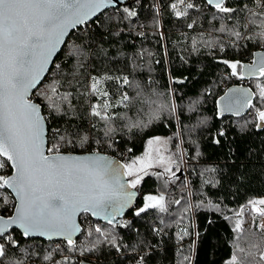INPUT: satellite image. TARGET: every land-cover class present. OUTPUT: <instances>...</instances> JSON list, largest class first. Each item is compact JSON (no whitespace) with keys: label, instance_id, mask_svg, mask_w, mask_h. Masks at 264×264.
<instances>
[{"label":"trees","instance_id":"trees-1","mask_svg":"<svg viewBox=\"0 0 264 264\" xmlns=\"http://www.w3.org/2000/svg\"><path fill=\"white\" fill-rule=\"evenodd\" d=\"M176 2L129 0L81 26L69 36L32 98L43 107L48 147L58 141V137L53 139L54 129L65 141H73L60 142V153L101 152L127 164L145 150L149 139L162 137L169 140L176 163L182 167L185 163V174L174 176L166 186L159 176L146 175L137 188L142 198L134 211L118 222L102 223L82 215L83 233L76 242L79 247L92 249L83 256L79 251H68L64 241L32 239L18 230L10 231L19 242L17 254L24 264H52L41 259L49 252L57 262L69 256L70 264L81 260L91 264H189L186 256L191 264H227L237 245L244 249L243 253L236 252L242 259L251 254L245 264H264L259 259L264 252V229L257 227L262 224L261 217L252 222L256 214L249 204L264 198V131L252 130L250 108L241 116H223L217 109L218 100L229 87L245 85L257 93V84L264 83V77H233L222 62H251L256 51L264 50V40L257 35L262 29L245 28L244 12L235 14L239 24L221 19L223 14L206 0H186L197 7L178 18L171 8ZM243 2L255 10L251 0ZM228 6L240 7L241 0H229ZM124 8L134 10L136 16L129 17ZM221 25L234 28L242 36L218 31ZM72 74L76 79L69 87L67 80ZM93 76L113 78L104 79L99 86L108 97L91 93ZM123 76L132 84L121 86L117 78ZM137 84L143 90L139 96ZM53 86L60 95L53 96ZM69 91L70 104L60 99ZM125 92L132 98L128 107L118 104ZM104 99L114 105L108 110L111 121L91 115L92 105L102 104ZM146 99L154 103L146 104ZM53 103L59 104L60 111L51 107ZM252 103L261 106L258 96ZM160 105H175L176 110L159 109ZM158 110L160 118L148 124ZM137 122L147 126L135 127ZM107 126L115 129L109 136L104 135ZM221 131L224 136L218 135ZM84 135L88 143L81 144ZM5 160L0 157V162ZM11 172L10 162L0 169L3 176ZM147 193H163L166 210L149 208L137 216ZM210 202L218 207H211ZM15 203L7 188H0V215H12ZM241 208L244 212L238 216ZM237 220L244 221L239 233L233 230ZM97 227L105 236L94 231ZM185 230L188 235H184ZM113 236L116 246L108 242ZM98 240L101 243L97 244ZM24 249L39 256L29 259Z\"/></svg>","mask_w":264,"mask_h":264},{"label":"snow or ice","instance_id":"snow-or-ice-1","mask_svg":"<svg viewBox=\"0 0 264 264\" xmlns=\"http://www.w3.org/2000/svg\"><path fill=\"white\" fill-rule=\"evenodd\" d=\"M251 2L255 4V10L243 0L240 7L228 6V0H206L207 5L214 8L217 13L223 14L221 19L236 20L239 24L240 21L235 14L247 13L243 26L260 27L262 30L257 35L264 40V0H251ZM112 3L113 0H0V157L6 158L4 162H0V169H3L9 161L14 169V174L11 176L0 175V188L12 189L16 197V203L13 205L14 213L8 217L0 215V264H24V260L17 254L20 249L19 242L11 234L16 229L21 230L23 237L33 235L63 237L68 251H79L83 256L85 251L92 249L79 247L73 239L80 231L75 220L77 214L83 212L91 213L93 216H103L109 224H112L114 217L123 212L135 195L126 190L125 184L119 179L120 174L112 166V162L105 157L60 154V142L73 143V141H65V137L58 129L53 130V139L56 140L58 137V141L47 148V151L53 155H45L44 117L41 115L40 105L29 99L30 91L39 83L42 73L63 42L68 29L83 24ZM181 5L183 8L180 7ZM195 7L196 4L186 3V0H177L176 3L171 4L173 13L178 18L187 16L188 10ZM124 12L129 17L136 16V12L129 8H124ZM188 27H192V24ZM217 30L228 31L237 38L242 36L241 32L227 28L226 25H221ZM195 43L193 41L194 47ZM79 54L77 52V55ZM222 62L231 69V76L238 79L242 80L246 76L264 77V55L260 56L259 62L254 60L251 65L243 64L238 60ZM56 67L59 68V65ZM74 79L76 76L72 74L67 80L69 87L72 86ZM104 79L113 78L91 77L89 89L93 95L109 96L107 91H102L99 87ZM117 79L120 80L121 86L132 84L127 76ZM135 87L139 96L143 90L139 84ZM256 87L257 93H253L251 89H230L229 93H239V95L233 96L230 103L224 104L220 112L223 114L225 111H235L239 115L241 108L252 109V130L259 132L264 131V83H258ZM50 91L53 96L60 95L55 86L51 87ZM53 96H48L47 99L52 100ZM253 96H258L261 106L258 107L251 102ZM71 98V91L60 96L61 100L69 104ZM131 100L132 98L125 92L121 95L118 104L128 107ZM224 100L225 97H221L218 104ZM144 103L154 102L146 99ZM51 107L57 112L60 111L59 104L53 103ZM112 107L114 105L108 99H104L102 104L92 105L91 115L104 121H111L113 117L108 115V110ZM165 107L172 113L176 110L175 105H160L159 109ZM159 118L158 110L149 118L148 124ZM134 126L146 127L147 124L137 122ZM113 131L115 129L107 126L104 135L109 136ZM218 135L224 136V132L221 131ZM155 142L167 143L161 141L159 137L155 138ZM80 143H88V136L81 137ZM148 143L151 145L153 141L149 140ZM167 162H172L170 157ZM160 163H165L162 157ZM165 171L171 169L165 167ZM128 175L134 173L129 171ZM141 179L142 177L137 176L131 182V187H135ZM4 203H8L7 198ZM249 204L256 214L252 220L255 223L257 216L264 217V208L256 206L264 205V199L249 201ZM210 206L218 207L211 202ZM149 208L165 211L164 196L145 197V204L138 209L136 215L139 216ZM243 212L244 209L241 208L237 215H242ZM243 224V220H237L234 232H241ZM257 227L264 229V223ZM94 231L105 236L104 231L99 227ZM184 235H188L186 230ZM108 242L116 246V237L113 236ZM96 243L99 244L101 241L98 240ZM23 251L29 259L39 256V253L34 251L28 252L27 249ZM236 252L243 253L244 249L237 245L227 264H245L246 257L251 255L248 253L245 259H242ZM41 259L51 261L52 264H70L69 256H64L60 262L53 261L51 252ZM184 259L191 264L190 257L186 256ZM259 259L264 261V252L260 254ZM79 264H84V261L81 260Z\"/></svg>","mask_w":264,"mask_h":264},{"label":"water","instance_id":"water-1","mask_svg":"<svg viewBox=\"0 0 264 264\" xmlns=\"http://www.w3.org/2000/svg\"><path fill=\"white\" fill-rule=\"evenodd\" d=\"M128 1L129 0H113V3L112 4H110L109 6H107L105 8H102L99 12H97L94 16L90 17L83 24H78L74 28H69L68 31H67V34L63 38V42L58 46L56 53L51 57V60H50L49 64L46 66L45 72L42 73L39 83L37 84V86L34 89H32L30 91V93H29V99H31L34 103H37L32 98L34 92L41 86V84L45 81V79L49 75V72L51 71L52 67L54 66V63H55L58 55L60 54V52L62 51V49L66 45V43H67V41L69 39V36L75 30H77L78 28H80L81 26H83L85 24H88V23L94 21L96 18H98L101 14H103L108 9H112V8L116 9V8H119V7L123 6V5H125ZM261 55H264V50L256 51L253 54V57H252L251 62L246 63V65H251L254 60L257 61V62H259V59H260V56ZM230 89H249V88L247 86H245V85H239V86L229 87L225 91V93L221 96V97H225V100L221 104H218V102H217V109H218V112L220 114H221V112H220L221 107H223L224 104L230 103L233 96L239 95V93H229V90ZM226 94H229V95L226 96ZM253 98H254V96L252 97L251 102H252ZM218 101H220V99ZM39 105H40L41 115L44 117V124H45V140H46V143H45V155L51 156V155H53V153H48V151H47L48 144H49V139H48V135H49L48 123H47L46 118L44 116L43 107H42L41 104H39ZM237 107H239V105H237ZM248 109L249 108H247V107L241 108V111H240V114L239 115H237L235 113V111H225L221 115H223V116L224 115H228V116H241V115L247 113L248 112ZM60 154L66 155V156H93V157H95V156H103L108 161H111L112 162V166L115 167L116 170H117V173L120 174L119 175V179L121 180L122 183L125 184L126 190L128 192H131V193H134L135 194L133 196L132 200H131V203L126 208H124V210H123V212L121 214L116 215L114 217L113 222H118L119 220H122L130 212L134 211V209L136 208L139 200L142 198L143 194L137 188L130 187L128 185V183L126 182V179H125V170H126V167L125 166H126V164L123 161H121L120 159H118L116 157H113V156H110V155H107V154L101 153V152H93V153H60ZM3 158L6 159L5 157H3ZM10 166H11V162H10ZM11 169H12V172H11V174L9 176H11V175L14 174V169L12 167H11ZM183 174H184L183 170H180V172L176 175V177H180ZM7 190L14 196L15 201H16L15 192L12 189H10V188H7ZM13 213H14V210H13ZM82 215L90 216L93 220L98 221V222H102V223L103 222H107V220H105L103 218V216H93L91 213H83V212L78 213L77 216L75 217V220H76V223L80 227V231L77 232L74 235V237H73V239L76 240V241H77L78 237L83 233V226H82V223H81V217H82ZM16 230H18L19 232H21V230H19V229H16ZM27 238L43 239V240L52 241V242H60V241L66 242L63 239V237H59V236H52L51 238H49L48 236L33 235V236H30V237H27ZM84 264H91V263L84 262Z\"/></svg>","mask_w":264,"mask_h":264},{"label":"rangeland","instance_id":"rangeland-1","mask_svg":"<svg viewBox=\"0 0 264 264\" xmlns=\"http://www.w3.org/2000/svg\"><path fill=\"white\" fill-rule=\"evenodd\" d=\"M155 138L156 137L149 139L152 140L153 143L150 145L148 143L149 142L148 140L145 150L139 156H136L134 159H132L131 161H129V163L126 164V166H131L130 168L126 167L125 170V179L130 187H131V182L135 180L137 176L142 177L140 183L142 182L143 178L146 175L159 176V178L163 180L164 185L166 186L171 181V179L180 172V170H183L185 174V163L183 167L176 163V157L170 149L169 140L166 138L159 137L161 141H167V143H163V142L156 143ZM161 157L165 160V163L163 164L160 163ZM169 157L171 158L172 161L171 163L167 162ZM165 167H169L171 171L166 172ZM129 171L133 172L134 175L131 176L128 175ZM140 183L136 184V186L132 188H138ZM160 195L164 196L163 193H147L145 197L160 196ZM145 197H144V204H145ZM261 199L264 198H259L258 200ZM256 206L259 208H264V205H256ZM261 222L264 223V217H261Z\"/></svg>","mask_w":264,"mask_h":264},{"label":"built area","instance_id":"built-area-1","mask_svg":"<svg viewBox=\"0 0 264 264\" xmlns=\"http://www.w3.org/2000/svg\"><path fill=\"white\" fill-rule=\"evenodd\" d=\"M84 218H87L86 216Z\"/></svg>","mask_w":264,"mask_h":264}]
</instances>
